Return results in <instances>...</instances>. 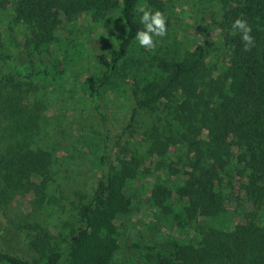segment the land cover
<instances>
[{"label":"trees","instance_id":"trees-1","mask_svg":"<svg viewBox=\"0 0 264 264\" xmlns=\"http://www.w3.org/2000/svg\"><path fill=\"white\" fill-rule=\"evenodd\" d=\"M216 4L219 16L210 28L222 43L221 66L209 62L207 49L197 43L182 47L175 39L155 50L138 46L135 34L143 26L137 6L163 12V0H0V97L5 90L10 114L32 83L21 79L7 48L28 58L32 70L25 79H54L82 56L66 48L56 36L60 30L69 34L82 19L102 26L115 12L125 27L108 55L94 57L102 73L81 81L105 129L96 188L78 206L75 223L55 236L47 230L37 237L41 263L0 249V264H114L115 221L131 211L127 187L148 172L146 166L155 174L148 201L180 234L150 243L146 264H264V0ZM237 18L252 28L251 51L244 52L239 34H233ZM58 47L60 58L52 53ZM44 59L54 61L53 69L35 70V60ZM122 85L132 106L127 124L112 134L101 100ZM20 127L31 131L30 139L37 122ZM124 135L131 141L120 143ZM53 159L52 151L26 139L9 144L0 156V205L26 192L43 203Z\"/></svg>","mask_w":264,"mask_h":264},{"label":"rangeland","instance_id":"rangeland-1","mask_svg":"<svg viewBox=\"0 0 264 264\" xmlns=\"http://www.w3.org/2000/svg\"><path fill=\"white\" fill-rule=\"evenodd\" d=\"M163 1L162 13L167 21V35L163 39L154 38L156 45H168L175 39L182 47L201 44L208 51V61L221 66L224 60L222 43L218 32L210 28L212 19L219 16L216 0ZM69 31L68 34V29L64 28L56 36L67 42V49L74 47L82 56L72 62L62 77L52 79L51 74L43 80L31 75L25 79L32 70L27 63L28 58L20 54L19 49L6 50L12 51V64L21 68L24 75L21 79L32 83V86L24 87L23 99L12 109V114L4 103L3 95L6 91H2L0 156L9 144L24 139L32 147L54 153L50 165L51 179L46 190L48 196L43 203L33 192H26L0 205L1 251L32 263H41L42 260L35 246L37 237L47 230L55 236L63 231L67 223H75L78 206L96 188L99 177L97 160L102 151L105 129L81 81L88 73H102L103 69L94 57L99 53L108 55L117 45L125 27L115 12L106 18L102 26H94L89 20L82 19L76 28ZM20 37L16 36L18 42L21 41ZM59 48L52 50L57 58L62 55ZM45 60L44 63L35 60V70L47 66L48 71H51L54 61ZM131 106L129 90L124 85L115 93L106 94L101 100V109L112 134L120 132L127 124ZM34 119L37 127L32 130L35 134L29 139L27 137L31 131L20 125ZM127 140H130L129 136L124 135L120 143ZM145 168L148 172L127 187L133 197L131 211L115 221L119 248L114 264L129 261L130 264H146L144 256L153 241L180 236L172 220L163 218L159 210L148 201L155 174L150 173L152 170L149 166ZM171 180L174 182L177 179L175 177Z\"/></svg>","mask_w":264,"mask_h":264},{"label":"clouds","instance_id":"clouds-1","mask_svg":"<svg viewBox=\"0 0 264 264\" xmlns=\"http://www.w3.org/2000/svg\"><path fill=\"white\" fill-rule=\"evenodd\" d=\"M136 11L139 14V23L143 27L137 30L135 41L141 48L155 50L157 45L154 38L163 39L167 35L166 17L161 11H153L147 5H138ZM231 29L233 34H239L243 45L242 50L251 51L255 46V40L251 35L252 28L248 22L243 18H237L233 21Z\"/></svg>","mask_w":264,"mask_h":264}]
</instances>
